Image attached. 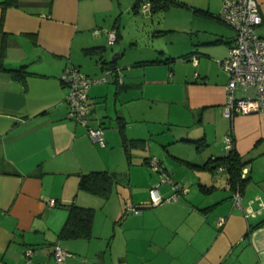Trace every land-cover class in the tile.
Returning a JSON list of instances; mask_svg holds the SVG:
<instances>
[{
	"label": "crops",
	"instance_id": "1",
	"mask_svg": "<svg viewBox=\"0 0 264 264\" xmlns=\"http://www.w3.org/2000/svg\"><path fill=\"white\" fill-rule=\"evenodd\" d=\"M171 1L169 8L180 6L198 22L190 25V31L194 30L197 37L203 34L197 42L191 39L183 46L181 58L196 57L192 67L205 65L222 44L227 55L235 31L232 34L217 18L222 0ZM256 1L262 21L255 31L264 36V0ZM122 8L128 15L139 12L135 0L124 4L120 0H19L16 6H0L4 63L7 68L22 67L25 71L17 77L0 70V264H264V211L258 210L259 201H264V114H237L232 120L223 115L228 75L222 68V77L212 76L201 67L200 73L181 77L170 64L173 56L122 58L129 68L121 76L118 60L122 52L114 53L115 66L111 68L106 51L121 38L117 14ZM95 29L98 33L92 34ZM109 29L116 30L113 43L107 40ZM160 53L166 55L163 50ZM200 54L205 59H199ZM155 59L159 61L142 63ZM166 59L170 61L165 63ZM66 66H76L89 78L99 80L88 89L90 113L86 123L102 128L103 146L88 136L85 126L67 117L68 87L59 79ZM105 69L110 70L106 82L102 81ZM139 88L141 97L136 95ZM165 91L171 96L164 99ZM135 100L145 106L135 105ZM152 101L167 103V119L175 114L183 121L180 114H187L185 119L190 123L178 124L180 132L166 139L160 116L157 121L144 118L152 109ZM134 117L146 122L148 135L158 134L153 141L162 150L168 151L167 143H174L193 144L197 152L201 151L192 159L171 156L198 173L193 177L186 171L179 176L181 182L195 178L197 187L175 184L173 188L176 180L170 178L171 182H160L159 171L168 177L175 174L168 170L166 160L145 155L144 163L150 165L152 157L158 161V171L153 169L158 180L150 182L153 179L149 177L144 183L131 185L127 205H150L152 209L140 207L130 219L124 218L131 228L120 229V237L117 231L114 236L102 235L104 223L101 233L95 235L93 223L89 239L59 238L57 233L67 217V208L59 204L89 206L91 201L102 200L78 190L80 174L103 170L115 182L127 178L130 183L133 149H143L146 143L145 138L127 135V131L133 132L129 127ZM151 126L158 128L152 131ZM227 133L233 136L240 160L249 165V181L241 192L242 208L233 204L235 189L228 182L225 167H200L207 161L215 165L217 157L227 154L223 143ZM123 135L143 140L140 147H130L129 158ZM205 147L209 151L203 155ZM218 173H225L224 184H218ZM157 184L163 198L176 192L180 202L148 204L150 189ZM201 184L210 189L202 190ZM243 209L255 213L245 216ZM110 212L106 217L116 216ZM218 217L225 219L220 227ZM54 244L68 253L59 263L53 254ZM27 247L33 250L28 259L24 255Z\"/></svg>",
	"mask_w": 264,
	"mask_h": 264
},
{
	"label": "rangeland",
	"instance_id": "2",
	"mask_svg": "<svg viewBox=\"0 0 264 264\" xmlns=\"http://www.w3.org/2000/svg\"><path fill=\"white\" fill-rule=\"evenodd\" d=\"M122 4L124 2L126 3L127 0H120ZM191 15L186 12V10L180 6H171L168 9H161L157 8L156 11L154 12V15L150 14H145L141 10L139 12L135 13V15H131L127 12L124 11V8L121 9V11L118 12L117 17L119 18L118 24L120 22V33H121V38L118 43H115L111 47H107L106 51V58L111 59L114 55V53L122 52L121 58L118 60L119 63V73L121 76H123L124 73H126V70H128L129 67H127V64L123 63L126 60H137L138 58H155V56H160L162 58L168 57V56H173L175 57L174 60H171L170 64L173 67L174 71L177 72L181 77L186 74V76L191 73V75L194 76V72L197 71L200 73L199 67L201 69H206L212 76H224V72L221 69L219 65L215 63V60L221 59L223 56L226 55L227 49L225 48V44H222V46L218 50V54L210 58V61L208 63H200L199 67H192L193 60H186L185 58H181V53L183 52V46L188 42L191 41V39L194 42H197L198 38H201L203 35L202 33H199L198 37L196 36L194 30L190 31V25L193 27L195 24L198 22L193 20V17H190ZM226 28L229 29V31L233 34V29H230L226 24L222 23L220 24ZM162 29L165 31H162L160 33L158 30ZM160 50H163L166 55H163L160 53ZM126 59L122 60L121 59ZM205 59V56L200 54L199 59ZM202 61V60H201ZM102 76H104L102 74ZM106 82V81H105ZM136 95L138 97H141V89L139 88V92L136 90ZM170 95V92L165 91V94H162V98H168ZM136 101V100H135ZM139 101H143V99H140ZM137 102L135 105H141L145 106L143 102ZM147 101V100H146ZM156 101H152V109L150 113H146L149 104H146V109L145 113L147 117L150 118L149 120H159V116L161 117V121L159 122L160 124L164 123L165 125V131L163 134L165 135V138H171V136L175 133L178 134L180 132L178 130L179 126L178 124H189V120H186L185 117H188L189 115H184L180 114V118H183V121L179 120V116L172 114L169 115V118L167 119L168 115L165 114V105L167 106V103L162 102L160 104L159 102L155 104ZM164 108V109H161ZM162 114V115H161ZM131 118V117H130ZM130 118H127L130 120ZM133 122H131V126L129 127L132 128L133 132L130 133V131H127V135L130 137H140V138H145L146 143H145V148L143 149H133L132 152V159H131V164H129V167L132 170V176L131 180L129 183V179L127 181V178H121L117 179L115 185L113 186V190L111 191L109 197L104 200L102 198L100 203H97L96 201H91L90 207L94 208L93 210L95 211L94 214V219L93 223H95V231L94 234L98 235V233H101V226L104 223V228L102 231V235L106 236H111L115 234V231H117V236L122 235L121 232L123 231H128L131 227L128 228V221L125 220L124 218L130 219L135 213L133 211H129L128 209H125V207L128 204V201L130 200V195H129V189L131 185H137L140 183H144L147 181L149 177H152L153 180L150 182H153L155 178L158 180V173L152 169V167L147 164L142 162L143 156H148V155H155L154 157L156 159H161L166 160L164 161L165 164H167L168 170L170 173H174L175 175L172 177L171 175L169 178L175 182L176 180V185H184L187 187H193L196 188L197 184L195 182V178L188 177L186 180L182 179L179 180V176H181L183 173L187 171V173L190 176H196L198 173L196 171L191 170L186 166L184 162H179L175 158H171V156H184L182 158H187L189 157L190 159L192 158H197L194 157L198 155L199 152L195 150V146L193 144H169L167 143V146L169 147L168 151L167 150H162L163 148L160 147L156 142L157 141V136L158 134H152L148 135L147 133V125L146 122L142 119H139L138 117L133 118ZM165 120V122H164ZM168 120V121H167ZM130 123V121H129ZM154 125V124H153ZM107 129L109 128L108 125H106ZM152 131L155 130V128H158V126H151ZM155 127V128H154ZM168 127L171 128V130L168 129ZM160 128V127H159ZM182 128V127H181ZM187 127L184 126L183 129H186ZM211 134L214 135L212 132ZM168 142V141H167ZM137 147H140L136 145ZM207 149L203 155L209 151ZM203 149L202 151H204ZM222 153V150L220 151ZM141 157V160L137 159V157ZM195 160V159H193ZM198 160V159H196ZM168 162V163H166ZM141 163V164H140ZM125 165L127 163L125 162ZM189 171V172H188ZM193 176V177H194ZM202 176V175H201ZM218 180V184H221V182L225 181V173H218L216 174ZM178 178V179H177ZM128 182V183H127ZM153 184V183H152ZM224 184V182L222 183ZM117 189V190H116ZM163 187L160 188V192H163ZM174 195H177L176 192L173 193ZM181 196H179L180 198ZM179 198L176 200H171L167 201L168 203H176L177 201L180 202ZM127 201V203H125ZM167 202H162L167 204ZM137 207H143V210H150L152 209L150 205L147 206H141V205H136ZM233 207V206H232ZM145 208V209H144ZM238 208V207H237ZM111 211L112 214H116L115 217L109 218L106 217L107 212ZM110 212V213H111ZM125 221V222H124ZM124 222V223H123ZM121 227V228H120ZM112 236V237H113ZM112 237L109 238V242H111ZM120 237V236H119ZM118 237V238H119ZM96 241H98V238H96ZM111 245V244H110ZM109 245V249H110ZM120 247L118 246L117 249ZM134 248L132 246L130 249ZM123 249V248H122Z\"/></svg>",
	"mask_w": 264,
	"mask_h": 264
},
{
	"label": "built area",
	"instance_id": "3",
	"mask_svg": "<svg viewBox=\"0 0 264 264\" xmlns=\"http://www.w3.org/2000/svg\"><path fill=\"white\" fill-rule=\"evenodd\" d=\"M140 9L149 13V0H140ZM217 18L227 24L235 31L234 39L228 49L227 55L217 60L218 65L227 73L228 80L225 85V101L223 104V115L233 119L237 114H264V36H260L255 31V27L261 23L262 17L256 0H222V6L217 14ZM98 33L94 30L92 34ZM108 43L116 40V30L106 31ZM196 63V57L192 58ZM110 70L105 69L103 80H106ZM197 76V75H196ZM59 79L68 87L65 96L67 104V117L86 127V133L101 146L105 144L103 130L101 127H90L86 123V117L90 112L88 100V89L96 81L81 72L76 66H66L59 75ZM226 152L234 148L233 136L227 133L223 138ZM152 169H159L158 161L151 158ZM249 171L246 164L241 169V177H245ZM160 182H171L169 177L159 171ZM173 188L177 186L172 185ZM150 201L148 204H157L176 199V195L162 197L158 191V184L150 189ZM233 204L239 208L241 206V192L236 188L232 193ZM51 205L54 201L49 202ZM127 209L137 212L133 205H127ZM259 211H264V201H259ZM246 215L255 213L251 209L246 211ZM223 217H218L216 224L220 227L224 223ZM33 253L32 248L27 247L24 255L28 259ZM53 254L57 263L61 262L68 253L59 245L53 246Z\"/></svg>",
	"mask_w": 264,
	"mask_h": 264
},
{
	"label": "trees",
	"instance_id": "4",
	"mask_svg": "<svg viewBox=\"0 0 264 264\" xmlns=\"http://www.w3.org/2000/svg\"><path fill=\"white\" fill-rule=\"evenodd\" d=\"M149 2H150L149 12H153L156 11L157 8L168 9L173 1L149 0ZM18 3L19 0H1L0 6L4 9L7 6H16ZM135 7H137L140 10V0H135ZM3 47H4L3 45L0 46V70L9 71L10 73H12V75H15L17 77L25 74V71L22 67L17 69L6 67L4 63ZM183 57L187 58V55H184ZM158 61L159 60L155 59V60L144 61L142 63L151 64V63H156ZM169 61H170L169 59H166L164 62L168 63ZM108 65L112 68L115 66V62L110 61L108 62ZM123 141L125 144V150L127 151L126 153L127 158L130 157V152H129L130 147L134 145L140 146L141 142H143L142 139H127L124 135H123ZM215 160L217 161L215 165H209L207 161L200 167H208L211 170L218 166H221L222 168L225 167L228 173V182L230 183L233 190L238 188L240 192H242L244 187L249 181V177L247 174L245 177H241L240 175L242 167L246 165L247 162L240 160L234 148L224 156L217 157ZM115 183L116 182L113 179L112 175L107 171H103V170L89 171L87 173H82L79 175L77 188L79 191L87 192L91 195L98 196L106 200L109 197ZM200 188L204 191H207L210 189V186L201 184ZM59 206H65L67 208V217L57 233L58 237L65 239H83V238L89 239L92 236L93 219L95 214V211L93 210L94 208H91L90 206L79 205L75 202L68 204L65 203L59 204ZM136 208L140 209L139 207ZM259 224L260 223H258L257 225ZM257 225H254L253 227Z\"/></svg>",
	"mask_w": 264,
	"mask_h": 264
},
{
	"label": "water",
	"instance_id": "5",
	"mask_svg": "<svg viewBox=\"0 0 264 264\" xmlns=\"http://www.w3.org/2000/svg\"><path fill=\"white\" fill-rule=\"evenodd\" d=\"M115 60H116V59H114L113 57L111 58V61H112V62H115Z\"/></svg>",
	"mask_w": 264,
	"mask_h": 264
}]
</instances>
